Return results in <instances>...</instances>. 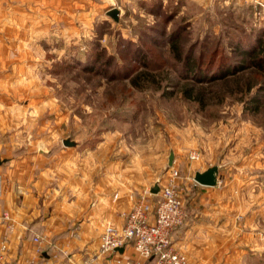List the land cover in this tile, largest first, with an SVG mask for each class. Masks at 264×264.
<instances>
[{
    "label": "rangeland",
    "instance_id": "374dc122",
    "mask_svg": "<svg viewBox=\"0 0 264 264\" xmlns=\"http://www.w3.org/2000/svg\"><path fill=\"white\" fill-rule=\"evenodd\" d=\"M70 6L69 38L19 49L12 75L0 84L3 153H52L54 163L68 153L71 181L83 171L92 180L94 169L117 163L152 184L168 176L173 151L184 225L188 204L195 205L196 172L218 166L216 187L239 231L233 239L230 230L223 244L239 240L243 250L222 262L264 264V1ZM112 8L120 10L118 21L108 15ZM65 139L77 145L65 146ZM152 196L155 207L159 197Z\"/></svg>",
    "mask_w": 264,
    "mask_h": 264
},
{
    "label": "crops",
    "instance_id": "0c3cea01",
    "mask_svg": "<svg viewBox=\"0 0 264 264\" xmlns=\"http://www.w3.org/2000/svg\"><path fill=\"white\" fill-rule=\"evenodd\" d=\"M70 5L71 0H0L1 85L12 75L13 64L19 62V49L42 45L44 40L64 42L69 38L73 23ZM5 106L0 103V107ZM1 126H5L2 118ZM3 152L0 147V248L8 237L6 264H118L119 258L139 259L132 245L123 252L100 254V237L107 224L120 228L123 214L131 210L140 192L151 191L160 181L144 182L133 176L132 168L119 169L117 163L105 170L94 169L92 180L85 178L87 172L83 171L71 181L67 177L71 170L68 153L62 152V162L54 163L52 153L14 157ZM194 187L196 194L191 201L195 205L188 204L186 224L173 234L174 246L187 256L188 264H242L238 260L222 262L224 255L243 252L239 240L223 244L224 236L229 234L224 238H230V230L233 239L239 238L236 215H232L227 198L216 186ZM199 204L201 211L197 213ZM5 213L10 221L3 218ZM38 236L45 239L41 252L34 241ZM136 264L153 262L139 260Z\"/></svg>",
    "mask_w": 264,
    "mask_h": 264
},
{
    "label": "built area",
    "instance_id": "2783aa9c",
    "mask_svg": "<svg viewBox=\"0 0 264 264\" xmlns=\"http://www.w3.org/2000/svg\"><path fill=\"white\" fill-rule=\"evenodd\" d=\"M197 154L191 156L198 159ZM163 180L160 181V192L157 204H153L148 196L150 190L135 200L130 211L123 214L124 223L119 228L107 224L100 237V254H115L119 248L132 245L137 259L119 258L118 264H136L139 260H151L153 264H188L187 256L180 252L173 243V234L181 228L186 220V212L181 196L180 171L172 166ZM2 195V180L0 175V197ZM5 220H11L8 213ZM34 241L38 252L42 251L45 239L38 236ZM8 251V237L2 241L0 248V264H6L5 254ZM28 264H34L31 261Z\"/></svg>",
    "mask_w": 264,
    "mask_h": 264
},
{
    "label": "water",
    "instance_id": "95a60500",
    "mask_svg": "<svg viewBox=\"0 0 264 264\" xmlns=\"http://www.w3.org/2000/svg\"><path fill=\"white\" fill-rule=\"evenodd\" d=\"M119 13L120 10L118 8H112L108 11V15L111 16L116 21L119 20ZM64 145L68 147L76 146L77 142L71 140V139H65ZM175 160V154L172 151L169 157V166L172 167ZM218 174H219V167L218 166H212L208 168L207 170L203 172H196L195 174V181L202 186H208V187H215L218 184ZM160 192V185L156 184L152 189L151 193L158 195ZM118 251L123 252L124 248H119Z\"/></svg>",
    "mask_w": 264,
    "mask_h": 264
},
{
    "label": "trees",
    "instance_id": "16d2710c",
    "mask_svg": "<svg viewBox=\"0 0 264 264\" xmlns=\"http://www.w3.org/2000/svg\"><path fill=\"white\" fill-rule=\"evenodd\" d=\"M174 48H177L176 47V45H175V47ZM260 54H257V55H255L254 57L256 58V57H258ZM257 59V58H256ZM254 64H256V65H258V63L255 61L254 62ZM190 66V65H189ZM189 69H190V67H189ZM141 75L140 74H137V75H135L132 79H131V83L133 84V86L134 87H138V81L141 79Z\"/></svg>",
    "mask_w": 264,
    "mask_h": 264
}]
</instances>
